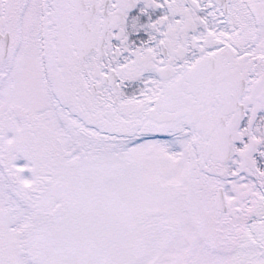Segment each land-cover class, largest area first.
Segmentation results:
<instances>
[{
  "label": "snow or ice",
  "instance_id": "snow-or-ice-1",
  "mask_svg": "<svg viewBox=\"0 0 264 264\" xmlns=\"http://www.w3.org/2000/svg\"><path fill=\"white\" fill-rule=\"evenodd\" d=\"M0 264H264V0H0Z\"/></svg>",
  "mask_w": 264,
  "mask_h": 264
}]
</instances>
